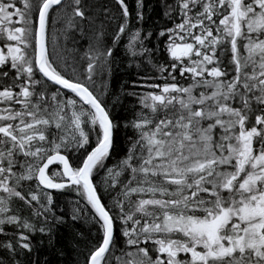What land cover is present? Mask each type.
Segmentation results:
<instances>
[{
    "label": "snow or ice",
    "instance_id": "1",
    "mask_svg": "<svg viewBox=\"0 0 264 264\" xmlns=\"http://www.w3.org/2000/svg\"><path fill=\"white\" fill-rule=\"evenodd\" d=\"M145 7L0 0V264H264V0H162L148 29ZM50 23L83 49L50 52ZM118 50L155 74L116 89Z\"/></svg>",
    "mask_w": 264,
    "mask_h": 264
},
{
    "label": "trees",
    "instance_id": "2",
    "mask_svg": "<svg viewBox=\"0 0 264 264\" xmlns=\"http://www.w3.org/2000/svg\"><path fill=\"white\" fill-rule=\"evenodd\" d=\"M90 3H92L94 5L93 8V13L95 15H97L98 17V22L100 20H103V7L105 5L111 6L113 0H89ZM127 2L129 3L130 7H132L133 9V17L135 15V10H134V3L135 0H127ZM169 2H173V0H169ZM161 3L162 0H145V22L143 27L145 29L154 27L157 25V22H159L160 24H164V22L167 24V26L171 27L172 23L170 21H165L164 17H163V9L161 7ZM151 6V12L149 14V7ZM118 7V6H117ZM52 17L53 19H57V14L56 12L52 13ZM61 24H52L50 23L49 25V51H52V39L54 36L58 37L57 39V44L63 46L65 43L62 37L58 36V33H56V29L61 27ZM114 30V26H109L108 28V39L110 41L111 39V32ZM79 43L78 44H67L68 48H72V47H77L80 49H83L85 43H81L80 40H78ZM152 45L150 44L149 47H151ZM122 48V45H121ZM6 51V49H5ZM64 54L61 52L60 48H57L56 52L53 54L54 58L57 59V63H61L58 59V57ZM65 55H69L70 54H65ZM116 55L118 57H122V63H121V68L125 69L124 71L118 72L114 81H113V85L116 89H118L120 87V85L127 80L129 83L127 85H125V87L129 90H131V85L132 82H136L137 84H141L143 83L141 77L142 76H151L154 75L155 73L148 67V65L143 64L142 67L140 69H137L135 66V63H133L131 68H127V57H123L122 51L118 50ZM139 73V74H138ZM137 91H144L143 88H137ZM123 100V104L122 105H117L116 108L113 109V114L114 116H116L118 119L120 118H124V119H131L132 118V112H131V106L133 103H135V100L132 97H122ZM132 134L128 133L126 130H123V127H121L117 133V154L118 155H123L124 152L127 150L125 148V141H126V137L127 136H131ZM114 161H109V164L111 165ZM55 192V190H54ZM101 194L103 195V190H101ZM56 197L59 199V201L61 202V205L68 203L70 201H74L77 197L75 192L73 191H64L62 193H55ZM105 202L107 203L108 200L107 198H105ZM7 231H12V229H7ZM74 231H79L83 233V237L80 240L81 246L83 247L87 241L89 239H92L91 236V229L84 225V227H78L77 225H74ZM64 235L67 237L69 235V232L67 229H62L61 230ZM5 237L0 236V240H4ZM35 242V239H34ZM69 251V255H71V249H68ZM34 255L39 256L40 258L44 257L45 255H47L50 259V264H60L59 261V257L52 252L51 250H49L47 248V245H45L42 248H38L36 250V252L34 253Z\"/></svg>",
    "mask_w": 264,
    "mask_h": 264
},
{
    "label": "bare ground",
    "instance_id": "3",
    "mask_svg": "<svg viewBox=\"0 0 264 264\" xmlns=\"http://www.w3.org/2000/svg\"><path fill=\"white\" fill-rule=\"evenodd\" d=\"M164 24H166L165 22H164ZM74 36H75V40H80V42L82 43H85L86 44V41L85 40H83V39H81L78 35H76V34H73ZM66 44H74V42H73V40L72 39H69L68 41H67V43ZM124 131H125V129H123ZM128 133H130V134H132L133 135V133H132V131H131V129H128V130H126ZM52 191H54V190H52ZM75 225H77L78 227H84V225H86V226H88L90 229H91V231L92 232H94V230H95V226L94 225H91V224H88V223H85V222H83V221H81V222H79V223H76ZM117 235H119V232H117Z\"/></svg>",
    "mask_w": 264,
    "mask_h": 264
}]
</instances>
